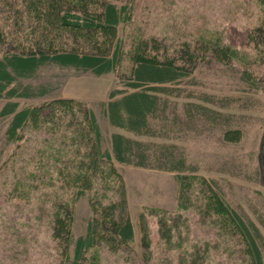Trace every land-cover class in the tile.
<instances>
[{
    "label": "rangeland",
    "instance_id": "obj_1",
    "mask_svg": "<svg viewBox=\"0 0 264 264\" xmlns=\"http://www.w3.org/2000/svg\"><path fill=\"white\" fill-rule=\"evenodd\" d=\"M20 1L0 0V28L13 31L11 38L18 33L13 18ZM129 1L130 17L115 29L68 28L59 41L63 47L109 54L120 42L118 70L95 75L43 66L37 77L24 82L49 81L55 88L43 97L20 98L23 105L37 107L57 98L74 102L35 112L12 140L5 135L7 118L0 117V264H71L75 239L91 221L98 235L85 252L86 264H244L238 238L226 236L211 220L219 221L222 214L217 206L211 209L214 198L202 178L264 233V92L257 90L264 86V62L248 68L256 75L257 89L241 75L243 63L250 65L256 55L251 35L262 16L259 2ZM1 44L0 55L7 47ZM232 49L247 60L221 54ZM135 50L189 72L164 84L172 89L162 95L166 128L159 127L160 119L155 126L163 137L111 125L102 106L110 91L121 87L118 75L129 74ZM203 94L215 101L229 97L227 107L203 100ZM6 101L0 98V109ZM190 101L214 105L222 115L214 113L215 121L208 118L213 113L206 117L199 111L191 117ZM88 108L101 129L102 150L110 147L115 131L175 143L187 163L197 166L185 172L196 177L190 179L184 201L176 172L100 158L85 117ZM229 129L241 131L239 140H226ZM126 216L135 228L134 240L127 243L111 228L113 219ZM57 217L69 223V239L54 235Z\"/></svg>",
    "mask_w": 264,
    "mask_h": 264
},
{
    "label": "trees",
    "instance_id": "obj_2",
    "mask_svg": "<svg viewBox=\"0 0 264 264\" xmlns=\"http://www.w3.org/2000/svg\"><path fill=\"white\" fill-rule=\"evenodd\" d=\"M116 1L118 0H21L17 3L13 20L14 32L18 33L11 38L10 34L13 31L8 32L0 28V45L4 42L7 46L0 55V98H7L0 109V117L7 118L8 123L5 130L7 138L10 140L16 138L20 128L40 109H50L56 104L64 105L74 102V99L57 98L37 107L30 104L23 105L20 98L43 97L55 88V85L49 81L47 83L24 82V79L37 77L43 66H57L61 69L91 72L95 75L118 70L120 42L110 54L80 51L74 47H63V43H59L68 28L86 31L115 29L121 23H125L130 17L131 3L129 0L123 3ZM257 1L260 4L262 16L251 35L256 55L253 53L252 60L249 61L250 65L243 63L244 70L241 74L255 89L259 87L255 79L256 75L254 71L250 73L248 68L255 61L264 62V0ZM10 44H16L15 46L20 49L14 51ZM3 48L1 47L0 51ZM232 50L234 52L230 50L221 52V54L231 57L236 55L244 62L247 60L246 54L239 57L240 53L236 49ZM131 58L133 65L129 74L123 78L118 75L117 82H121V87H114L109 93V101L102 102L104 111L111 125L115 127L137 135L163 137V133H158L155 128L158 126L156 119L162 120V125L159 126L161 129L166 128V125H163L167 122L166 99H162V95L171 92L172 89L164 84L176 83L189 72L175 62H160L140 53L139 50L133 51ZM190 58L188 54L185 55L187 61H191ZM257 90L264 92V86ZM200 98L223 107H227L224 100L229 99V97H224L215 101L214 96L209 94L200 95ZM186 106L191 117L199 111L206 117L213 113L208 118L215 121L214 113L222 115V112L216 111L217 107L207 103L190 101ZM85 117L93 131L100 158L109 162L115 159L136 166L155 167L176 172L181 187L180 197L184 201L189 181L196 177L192 173L185 172H194L197 166L187 163L185 155L175 143L144 141L124 132L115 131L110 136V147L102 150V133L94 110L88 108ZM240 133L239 129H229L225 131L224 136L226 140L236 141L239 140ZM202 180L214 198L215 203L211 209L217 206L222 214L219 221L216 222L212 218L211 220L218 223L216 225L226 236L238 238L240 252L245 258L244 264H264V233L260 225L243 212L232 208L206 178ZM64 219V217H59V219L57 217L54 235L58 238L67 235L66 239H69L70 227ZM111 225L112 232L118 235L122 242L127 243L134 240L135 228L130 217L126 216L120 220L113 219ZM97 235L95 223L89 222L86 233L75 239L71 264H86L85 252L96 244Z\"/></svg>",
    "mask_w": 264,
    "mask_h": 264
},
{
    "label": "crops",
    "instance_id": "obj_3",
    "mask_svg": "<svg viewBox=\"0 0 264 264\" xmlns=\"http://www.w3.org/2000/svg\"><path fill=\"white\" fill-rule=\"evenodd\" d=\"M21 100V99H20ZM33 106V105H32Z\"/></svg>",
    "mask_w": 264,
    "mask_h": 264
}]
</instances>
